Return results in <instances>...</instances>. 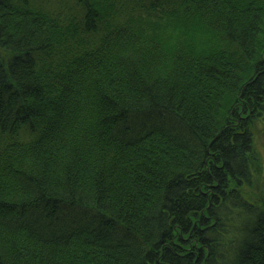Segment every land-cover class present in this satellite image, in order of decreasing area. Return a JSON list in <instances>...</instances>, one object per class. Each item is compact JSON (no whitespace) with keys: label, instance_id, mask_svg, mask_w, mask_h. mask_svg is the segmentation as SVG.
Segmentation results:
<instances>
[{"label":"trees","instance_id":"obj_1","mask_svg":"<svg viewBox=\"0 0 264 264\" xmlns=\"http://www.w3.org/2000/svg\"><path fill=\"white\" fill-rule=\"evenodd\" d=\"M76 2L0 0V264H264V0Z\"/></svg>","mask_w":264,"mask_h":264},{"label":"rangeland","instance_id":"obj_2","mask_svg":"<svg viewBox=\"0 0 264 264\" xmlns=\"http://www.w3.org/2000/svg\"><path fill=\"white\" fill-rule=\"evenodd\" d=\"M39 3L48 5L50 8H53L55 10H64V12H70L72 15L78 14L76 13V11L80 8L76 0H39ZM118 16L124 17L126 15L120 14ZM256 124L257 125L254 128L256 145L255 153L257 154L258 159L262 165L261 167L263 172L261 177H263L264 182V120L261 119V121L257 122Z\"/></svg>","mask_w":264,"mask_h":264}]
</instances>
